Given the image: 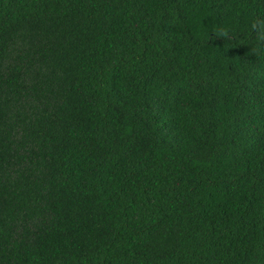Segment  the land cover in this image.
<instances>
[{
  "label": "trees",
  "instance_id": "16d2710c",
  "mask_svg": "<svg viewBox=\"0 0 264 264\" xmlns=\"http://www.w3.org/2000/svg\"><path fill=\"white\" fill-rule=\"evenodd\" d=\"M256 17L0 0V264H264Z\"/></svg>",
  "mask_w": 264,
  "mask_h": 264
},
{
  "label": "clouds",
  "instance_id": "9594fccd",
  "mask_svg": "<svg viewBox=\"0 0 264 264\" xmlns=\"http://www.w3.org/2000/svg\"><path fill=\"white\" fill-rule=\"evenodd\" d=\"M250 39L253 41L251 44V53L253 56L264 53V17L254 18L249 25ZM221 38L226 41H231L234 37L230 34L228 29L217 27L209 36V39L215 40Z\"/></svg>",
  "mask_w": 264,
  "mask_h": 264
}]
</instances>
